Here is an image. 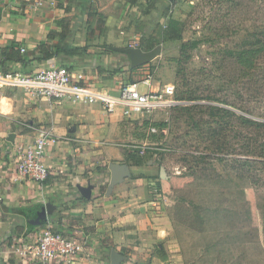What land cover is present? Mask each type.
<instances>
[{"label":"crops","instance_id":"0c3cea01","mask_svg":"<svg viewBox=\"0 0 264 264\" xmlns=\"http://www.w3.org/2000/svg\"><path fill=\"white\" fill-rule=\"evenodd\" d=\"M33 2L0 0V70L32 73L59 65L101 94L116 95L114 81H131L140 71L113 48L135 43L144 51L139 45L153 41L160 20L156 5L143 12L138 0H53L41 8ZM40 44L55 48L51 59H42ZM140 118L0 87V264H36L16 250L33 242L45 223L85 241L73 264H179L154 166L136 163L140 156L123 149L137 142ZM41 130L51 131L57 143L44 154L48 178L36 182L15 174L13 147ZM4 208L39 211L37 227L29 230L24 214Z\"/></svg>","mask_w":264,"mask_h":264},{"label":"rangeland","instance_id":"374dc122","mask_svg":"<svg viewBox=\"0 0 264 264\" xmlns=\"http://www.w3.org/2000/svg\"><path fill=\"white\" fill-rule=\"evenodd\" d=\"M138 1L143 12L156 5L160 20L152 31V50L157 54L138 67L140 71L130 77L132 82L142 81L149 73L152 89L173 84L176 101L182 105L221 106V99L235 102L247 92L250 97L242 106L251 115L246 117L264 120L263 59L257 58L249 77L235 80L237 68L231 57L242 46L245 33L263 29L262 6L244 2L235 7L216 0ZM168 24L180 39L169 38ZM193 41L199 42L198 47L188 52L187 62L178 64L182 43ZM140 90L146 91L143 86ZM181 94L196 100H181ZM209 96L218 102L207 100ZM224 106L235 112L232 106ZM207 118L202 108L191 112L173 108L141 116L143 126L136 131L137 142L123 149L140 157L145 154L154 166L153 176L160 184V202L171 222L179 264H264V165L252 163L261 161L255 147H264V129L244 126L238 137H233L235 131H227V147L219 150L215 139L202 136V119ZM161 124H166L162 130ZM151 127L157 133H151ZM202 156L214 159L213 163ZM237 160H248L250 170L237 166ZM160 168L165 179L160 178ZM254 170L258 177L252 178Z\"/></svg>","mask_w":264,"mask_h":264},{"label":"built area","instance_id":"2783aa9c","mask_svg":"<svg viewBox=\"0 0 264 264\" xmlns=\"http://www.w3.org/2000/svg\"><path fill=\"white\" fill-rule=\"evenodd\" d=\"M53 0H34L33 8H41ZM129 48H138L133 43ZM25 53L24 48L19 49ZM152 75L147 73L140 82L116 79V95L93 92L84 85L81 74L69 72L65 67L52 65L25 73L20 69L0 70V87L21 90L30 96L63 100L70 103L99 104L107 114L119 112L123 118L134 115H151L154 112L167 113L181 103L176 101L175 87L165 84L151 88ZM141 86L146 91L140 90ZM157 133L154 127L149 129ZM57 143L51 131L41 130L25 144L13 147V169L21 177H29L36 182H44L49 170L43 162L46 150ZM85 249V241L79 235H67L54 230L48 223L43 224L33 242H21L16 252L36 264H73Z\"/></svg>","mask_w":264,"mask_h":264},{"label":"trees","instance_id":"16d2710c","mask_svg":"<svg viewBox=\"0 0 264 264\" xmlns=\"http://www.w3.org/2000/svg\"><path fill=\"white\" fill-rule=\"evenodd\" d=\"M207 1L211 2V0H207ZM216 1H218L219 3L222 1L221 3L227 2L230 4H234L235 7H238V5L239 7H242L243 5H245L244 2H246L247 5H250V6L255 5L256 7L262 6L264 8V0H216ZM91 16L92 15L90 14L89 17ZM103 26H104L103 18L99 17L97 21L98 30L101 31ZM173 31L174 30L171 27V24H168L166 34L169 35V38L170 39H180V36L178 34L176 35L172 34ZM198 45H199L198 41L182 43L180 47V57L181 58L180 60H178V64L187 62L189 60L188 52L196 49ZM241 45L242 46L238 50H236L233 53V55L231 53V57L234 59L235 66L237 68L235 80L236 79L242 80V79L249 77L255 70L258 57L263 59L262 61L264 62V27L263 29L257 32L251 31V32L245 33L244 38L242 39ZM139 47L140 48L142 47L144 51H150L153 49L154 43L152 41H148V44L144 46L139 45ZM37 51L42 53L43 60H47V59H51L54 56L55 48L53 46L48 48L45 44H40L37 48ZM59 52H61V50L59 48L56 49V53H59ZM4 63L5 62H3V64ZM2 68H3V65L0 69ZM249 97H250V94L245 92L242 94L241 98L239 100H235V102H228V100L221 99L220 100L222 103L221 106L219 105L218 106L216 105L198 106V105H184V104L182 105L181 104L175 107V109L191 112L195 108H202L203 112H206L208 114V118L206 121L202 119V128L204 127L202 136L205 135L209 139H215V141H217L218 146L220 147L218 149L223 150V146L227 147V145L225 144L226 139H227L225 133L227 131H233V132L235 131L233 137H238V135L241 136L242 128L244 126H247V127L257 126L259 130L264 129V120L261 122H256L253 119L246 117L251 114L249 113V111H246L242 105L248 102ZM179 99L184 100V101L196 100V98L193 99V97L190 95L188 97H185V94L184 95L181 94V97ZM207 100L218 102L215 99V97H210V96L207 98ZM238 101L240 102L238 103ZM224 105L232 106L235 112L233 110L226 108ZM159 127L162 130L166 127V124H161ZM196 127L199 128V126H196ZM259 137L260 136H258V138ZM255 153L256 154L259 153V155L261 154L260 155L261 161L256 157L258 161H253L252 163L254 165H257L259 163H262L264 165V147L262 145H258L257 147H255ZM143 155L144 156L137 158L136 163L147 164L150 161V159L146 160L145 154ZM202 159L209 160V164H212L214 160V159H211L209 156H204V157L202 156ZM235 164L237 166L240 165L242 168H244L245 171L250 170L251 165H249L250 163L248 162V160H243V161L237 160L235 161ZM248 165H249V168L246 169ZM251 177L252 178L258 177L255 170L253 174L251 175ZM4 210L6 212L24 214L25 219L27 218V215L30 213V212L28 213L23 210H11V209H6V208H4ZM27 228L29 230L32 229V227L28 223H27ZM155 253L157 254V251Z\"/></svg>","mask_w":264,"mask_h":264},{"label":"water","instance_id":"95a60500","mask_svg":"<svg viewBox=\"0 0 264 264\" xmlns=\"http://www.w3.org/2000/svg\"><path fill=\"white\" fill-rule=\"evenodd\" d=\"M114 51L116 52H121L127 55L128 59L130 60V64L132 68H136L139 66L146 65L150 61H152L156 54V50H151V51H141L138 48H113ZM160 178L165 179V172L162 168L159 170ZM114 176V174H113ZM27 223L31 227H37L38 222L40 220V213L39 211H34L32 213H29L27 216ZM114 257V255H113Z\"/></svg>","mask_w":264,"mask_h":264}]
</instances>
